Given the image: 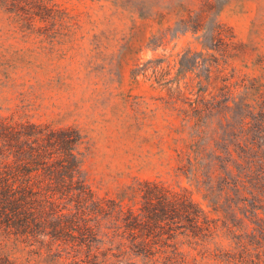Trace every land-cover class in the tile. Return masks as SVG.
<instances>
[{
  "label": "rangeland",
  "instance_id": "obj_1",
  "mask_svg": "<svg viewBox=\"0 0 264 264\" xmlns=\"http://www.w3.org/2000/svg\"><path fill=\"white\" fill-rule=\"evenodd\" d=\"M56 3L64 15L45 28H21L0 8V116L17 112L78 128L87 148V183L96 197L114 199L135 179L186 188L220 227L210 250L233 252L242 232L246 264H264V163L261 230L254 233L258 222L248 202L256 173L244 172L246 207L233 212L234 231L227 233L202 190L173 171L174 150L184 137L177 133L176 110L184 97L209 100L229 84L238 122L239 104L252 103L247 90L261 89L264 0Z\"/></svg>",
  "mask_w": 264,
  "mask_h": 264
},
{
  "label": "trees",
  "instance_id": "obj_2",
  "mask_svg": "<svg viewBox=\"0 0 264 264\" xmlns=\"http://www.w3.org/2000/svg\"><path fill=\"white\" fill-rule=\"evenodd\" d=\"M0 8L26 29L45 28L64 15L56 0H0ZM261 79L258 92L247 90L252 103L239 104L238 122L229 84L209 100L184 97L176 110L184 137L173 171L202 190L227 233L234 231L233 212L246 207L245 171L258 177L248 206L258 222L253 233L261 230ZM85 144L74 126L17 112L0 116V264H246L242 232L233 252L210 250L220 227L186 188L135 179L114 199L96 197L84 170Z\"/></svg>",
  "mask_w": 264,
  "mask_h": 264
}]
</instances>
